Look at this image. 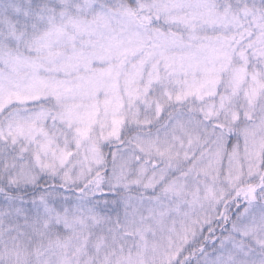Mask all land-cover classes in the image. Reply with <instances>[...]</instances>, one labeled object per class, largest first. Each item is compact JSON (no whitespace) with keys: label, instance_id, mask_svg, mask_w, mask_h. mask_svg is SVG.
<instances>
[{"label":"snow or ice","instance_id":"obj_1","mask_svg":"<svg viewBox=\"0 0 264 264\" xmlns=\"http://www.w3.org/2000/svg\"><path fill=\"white\" fill-rule=\"evenodd\" d=\"M0 264H264V0H0Z\"/></svg>","mask_w":264,"mask_h":264}]
</instances>
